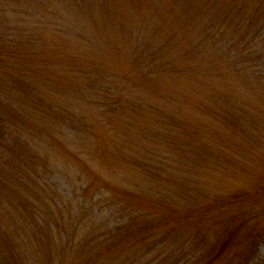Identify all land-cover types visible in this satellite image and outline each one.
Segmentation results:
<instances>
[{
    "label": "rangeland",
    "instance_id": "374dc122",
    "mask_svg": "<svg viewBox=\"0 0 264 264\" xmlns=\"http://www.w3.org/2000/svg\"><path fill=\"white\" fill-rule=\"evenodd\" d=\"M0 3V264L205 258L171 208L241 187L264 264V0Z\"/></svg>",
    "mask_w": 264,
    "mask_h": 264
},
{
    "label": "trees",
    "instance_id": "16d2710c",
    "mask_svg": "<svg viewBox=\"0 0 264 264\" xmlns=\"http://www.w3.org/2000/svg\"><path fill=\"white\" fill-rule=\"evenodd\" d=\"M5 41V36L0 32V43ZM12 49L13 46L8 45L6 51H3L2 55L0 54V56H5L9 59L14 55V53H19L20 51L18 46L16 47V51H13ZM31 55L32 53H29L27 58H29ZM41 102L44 101L41 100ZM0 103L4 105L8 102H6L4 97L0 96ZM4 121V117L0 114V135L7 136L9 132L4 126ZM260 189L261 191L259 192L258 196L264 197V183L262 185H258L254 190L258 191ZM249 191L253 190L248 187H241L229 194H218L216 196H210L209 194H206V192L204 197H202V200H197V202L194 204L181 209L177 208L175 211L174 207L171 208L169 219L172 221L173 225L167 223V226H171V230H175L176 233L181 231V234H187L185 233L187 232V229H192L193 224L199 223L200 226L195 231L202 236L200 243L205 241V237L206 240H209V237L207 238V236L215 228H217V230H215L216 233L219 234L217 239H213L212 245L208 250V255H205V258L195 256L196 254L194 251L191 253L188 249H183L182 253L179 255L180 258L178 257L180 260L182 259V264H223V261L230 259L232 260L236 255L230 251L231 246L234 244L235 247L242 241H245L246 244L241 249L244 250L250 247V254L246 255V257H241L240 264L254 263L256 256L255 254H252V251L256 247L257 243L261 240L262 235L248 234L245 236H240L241 230L248 226L251 222L247 212H240L244 213L243 217H241L242 214L237 215L238 217L228 218H223V216H221L222 210L223 212L229 211L230 213L238 211L242 204L251 201L252 196L248 194L250 193ZM187 225L189 226L187 227ZM18 238L19 237H17V239ZM3 262L4 264L10 263L7 258L3 259ZM172 264H176V259L172 262Z\"/></svg>",
    "mask_w": 264,
    "mask_h": 264
}]
</instances>
